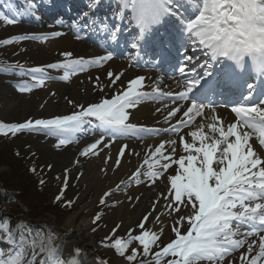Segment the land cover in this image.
Wrapping results in <instances>:
<instances>
[{
	"label": "snow or ice",
	"instance_id": "1",
	"mask_svg": "<svg viewBox=\"0 0 264 264\" xmlns=\"http://www.w3.org/2000/svg\"><path fill=\"white\" fill-rule=\"evenodd\" d=\"M101 2L91 0L90 12H94ZM120 5L121 9H131L135 27L139 30L137 40L131 44L137 54L145 34L154 26L162 24L166 18H172L176 20L178 31L191 45L192 51L202 52L211 63L202 65L205 71L200 74L193 72L189 75L184 66L179 67V73L188 78L183 81V90L175 94L164 91L159 84L153 85L151 92L144 91L145 77L140 76L130 80L126 90L113 98L103 99L87 107L80 105L78 107L81 110L72 115L28 120L21 124L0 123V135H15L25 130L44 131L58 138L56 147L59 148L77 142V134L85 129V125L91 126L95 120L98 123L94 131L99 130L100 136L80 153L82 156H94L99 154L100 145L111 147V143H105L106 138L114 142L117 138L131 136L143 138L142 133L159 134L161 130L129 122V109L145 100L170 98L173 102L184 103L183 110L177 106L165 115V123H168L179 114L177 122L163 130L172 133H179L183 127L193 124L197 117H203L206 109H211L212 122L207 124V128L212 135L204 131L205 125L202 123L189 133L191 142L181 136L185 155L179 158H176V140L160 143L154 151L150 150L151 159L148 156L144 159L147 171L142 173L138 168L131 178L133 182H139L144 175L155 183L173 164L178 166L179 171L168 177L169 192L162 196L167 201L165 207L169 212H180L183 205L190 209L191 214L177 218L172 226L175 239L160 246L161 233L145 228L148 222L146 215L144 222L138 225L141 229L139 234L129 233L127 240L115 239L110 246L121 257L126 256L131 264H135L141 255L144 259L140 264H224L226 259L228 264H235V261L228 258L242 248H246V251L240 253L239 264H264V156L258 154L251 143L255 137L259 145L264 147V99L258 103H249L253 96V85L249 83L248 94L231 107L236 121L227 126L215 114L212 105L199 100V94L212 91L218 86L211 71L216 63L227 61L234 70L264 77V0H183V3L181 0H120ZM35 8V3L27 4V10L33 15ZM90 12L83 13L85 23ZM0 20L8 25L18 22L15 17L9 18L2 13ZM108 34L113 42H118L119 29L115 24L111 25ZM27 39L45 40L46 37L20 35L0 41V44L10 45ZM62 55L66 59L61 63L27 70L19 65H9L0 71L8 73L19 68L20 75H30L35 83L24 84L19 88L21 92H30L35 86H43L49 78L46 69H63L62 78L68 80L70 75L92 66H101L113 59L111 52L89 60L72 59L70 52ZM198 58L184 56L185 61ZM107 75L110 81L115 82L120 80L123 73L109 71ZM166 145L171 147L168 154ZM127 150L128 145H122L115 167H119ZM108 159H111L110 155ZM116 190H120L119 186ZM111 194L107 192L105 196ZM62 196L63 193L57 196V201ZM101 203H104L103 199ZM100 219L101 216L97 214L95 221ZM155 220L159 221V217H155ZM185 222L188 227L182 233L181 228ZM33 231L22 221L17 222L13 228L10 218L0 219V232L9 245L7 249L0 248V264H67L58 255L51 238L41 240L38 244ZM133 243L139 244L142 253L137 248H131ZM154 248L159 250L153 251ZM41 255L44 258L38 259Z\"/></svg>",
	"mask_w": 264,
	"mask_h": 264
},
{
	"label": "bare ground",
	"instance_id": "2",
	"mask_svg": "<svg viewBox=\"0 0 264 264\" xmlns=\"http://www.w3.org/2000/svg\"><path fill=\"white\" fill-rule=\"evenodd\" d=\"M183 3V0H181ZM56 10L60 12V8L56 5ZM46 8V7H45ZM99 9L96 12L91 13L87 17V23H85V17L82 21L73 19H63L62 17L56 18L55 10L49 11V14L44 13V20L40 22L35 21V25L38 29H16L17 35H28V36H50L58 40V47L52 51L44 52L37 50L35 46L26 45V51L23 56L28 58L30 64L38 65L42 63H61L65 61V57L62 55L65 52L72 53V59L84 58L86 60L93 59L98 56L107 55L109 52L112 53L113 59L103 63L101 66H92L87 70L73 74V82L70 85H57L56 88L49 92H41L36 94L34 97L26 99L25 96L19 95L14 89L15 81L11 78H1L0 79V116H8L11 114H18L24 116L32 109H40L44 118L42 119H53L59 116L72 115L79 112L81 109L80 105L87 107L90 104L99 103L103 99L113 98L117 93L126 90L127 84L130 80L136 77H145V87L144 91L151 92L152 86L159 84L164 91H171L174 94L183 90V81L188 77L185 75L176 76L169 71L165 70V60L172 57L173 61L180 63V58H175V53L171 51L172 47L182 46L188 48V53H194L191 55H196L198 59H193L192 61H187L185 66V72L191 75L193 72L196 74L203 73L205 68L196 69L197 66L202 64L211 63V61L200 51H192L191 45L186 41V38L176 29V38H173V46L169 45V37L164 35V39L157 41L155 34L151 37H146L143 41V50L141 55L136 62L133 61L135 56V50L131 48L132 36L139 31L135 27V21L133 19L132 11L123 9V14L125 17L130 16L132 19L118 18L111 19V15L117 13L113 6H106L104 3H100ZM107 9V11H106ZM44 8L41 9L43 14ZM183 11V9H181ZM109 12V13H108ZM113 12V14H112ZM97 13L98 16H95ZM105 16V17H104ZM51 17V18H50ZM46 19V20H45ZM93 20L95 23H93ZM169 18H166L163 23H167ZM177 24L175 19H170ZM101 21L104 23L101 24ZM162 23V24H163ZM47 24V25H45ZM115 24L116 28L119 29L118 42H113L108 34L111 25ZM161 25V24H160ZM107 26V27H105ZM95 28L97 30H95ZM121 28L125 31L131 32L123 37L121 33ZM95 30L96 35L93 34ZM155 30H153L154 32ZM59 33L60 35H54ZM98 33V34H97ZM165 45L162 47V43ZM162 47V48H161ZM160 51L161 63L152 62L151 56L154 53ZM132 54L131 59H125V53ZM143 60V61H142ZM150 60V61H147ZM198 61V62H197ZM183 64V63H182ZM214 76L215 81L219 82L220 86H229V90L221 87L219 88L222 94L214 93L211 101L214 100L216 96L215 105H212L215 109V114L218 115L224 122L225 126L234 123L236 121L235 114L231 112V107L241 101L244 94L241 91L242 82L244 83L248 79L253 82V96L258 92L262 93L264 91V84H262L261 79L263 77H255V73H250L248 71L240 72L234 70L230 65V62L225 61L224 63H216ZM196 66V67H197ZM225 68V70H221ZM111 71L115 74L123 73L120 80L112 82L108 78V72ZM223 72L220 76L217 75L219 72ZM228 72V74H225ZM223 76V77H222ZM98 78V79H97ZM208 79H212L209 77ZM233 80H235L237 85H233ZM179 82V83H178ZM239 89V92H233L232 90ZM204 93L199 94L200 102L205 100V104H209V98L203 96ZM238 94V95H237ZM170 98H161L159 100H145L141 102L136 107L129 109L130 123H134L138 126L161 130L158 135L142 133L140 136H131L126 138H117L115 141H111L110 138L105 139V143H111L110 148H105L100 145L98 155H89L86 160V174L83 178V182L88 186L95 185L98 190V195L100 198L106 197L105 193H114L119 189L123 188L120 195L121 205L116 208L113 212V230L120 229H133L140 230L138 225L143 221V218L147 215L148 222L145 223V228L150 229L154 232H164L168 227L166 224L168 219L172 218L173 215L182 216L190 213V209L184 207L180 208V212H169L165 207L167 201L163 198L162 194L167 195L170 190V184L168 177L176 174L179 171L178 166L173 164L167 171L163 172V175L156 179L155 183H152L147 176L142 175L139 182H133L131 180L135 171L139 168L141 172L147 171V165L144 164V159L149 156L150 150L155 149L160 143L164 141L176 140V158L181 155H185L183 152L182 144L180 142V137L183 136L186 140L191 142V136L189 133L197 129L200 124H204V131L212 135L210 130L207 128V124L211 123V117L213 112L211 109H206L203 117H197L195 122L188 127H183L179 133H172L168 131H163L164 129H169L173 124L177 122L179 114L177 117L171 118L170 122L165 123V115L167 111L171 108L180 106L183 110L185 105L182 101L173 102ZM221 99V104L218 102ZM253 99V98H252ZM169 100V101H168ZM71 101V103H70ZM250 103V101H249ZM211 105V104H209ZM167 106V107H166ZM159 110V111H158ZM94 130V126H91ZM94 127V128H93ZM100 136L99 130H95L94 134L90 137H81V140H77L75 144L69 147L68 152H65L54 157L55 162L58 164L70 163L71 165L78 164L80 153L89 144L95 142ZM38 140L44 145H48L50 142L44 137H38ZM253 147L257 150L258 154L264 156V147H261L253 137L251 141ZM127 144L128 150L125 152L124 157L121 158L119 167H115V161L118 157V152L122 145ZM171 152V147L166 145V154ZM138 153L139 155H135ZM111 159H108V156ZM134 185V186H133ZM120 192V191H119ZM138 198V199H137ZM159 201V203H157ZM163 213V214H162ZM150 214V215H149ZM155 217H159V221L155 220ZM77 215L70 217L65 225V229L61 230V233L68 237V249L71 250L75 244L74 237L72 234H77L81 229H86L89 227V221L83 220L80 225L76 226ZM119 229L118 232H121ZM162 230V232H161ZM140 232V231H139ZM252 239H255L254 237ZM92 245V244H91ZM91 250H94L93 248ZM109 257L108 264H125L123 259L117 258L112 251L104 249ZM246 251V248H242L235 252L231 259L235 261V264H239L240 253ZM97 253V250H96ZM93 254V253H92ZM95 254V253H94ZM89 259H84L80 257L84 264H102L98 261L96 255ZM224 264H228V260L224 261Z\"/></svg>",
	"mask_w": 264,
	"mask_h": 264
},
{
	"label": "rangeland",
	"instance_id": "3",
	"mask_svg": "<svg viewBox=\"0 0 264 264\" xmlns=\"http://www.w3.org/2000/svg\"><path fill=\"white\" fill-rule=\"evenodd\" d=\"M102 1L103 3H105V5H107V7L111 5H113L114 8L116 7L117 13H114V15L111 16L114 19L115 16H118V18L123 17L127 20L132 19L130 16L125 17L123 15L125 13H123V9H121L120 0ZM58 2L62 3V8L66 10L73 6L71 0H0V13L8 16L9 18L15 17L18 21L13 25H8L3 20H0V41L18 36L16 32V29L18 28L27 30L33 28L38 29V26L35 25V21L40 22L41 20H44V15L41 14V9L44 8L43 12L48 11V9L55 10L53 4H57ZM81 2L87 6V9H81L82 14H79V17H84L83 12L85 13L86 10V12L90 11L89 4L91 0H81ZM28 3H35L36 8L34 9V15L32 14V12L27 10ZM118 9H120V11H118ZM125 10L131 11V9ZM59 17L61 16L59 15ZM79 17L77 19H79ZM126 34L127 33H125V35ZM44 37H46L45 40L27 39L20 42H14L10 45L0 44V69L9 65H19L22 66L25 70L33 67H44L46 65H49L50 63L47 62L38 65H32L30 64L28 58L23 56L24 52L26 51V45L35 46L37 50L48 53L58 47L59 43L57 39L50 36ZM185 55L183 54L182 56L183 60ZM46 70L49 78L46 79L44 85L35 86L30 92H21L19 90L21 85H32L35 83L30 75H20L19 68H16L14 71L8 73L0 71V79L11 78L12 80H14L15 83L13 87L16 93L25 96L26 99L34 97L36 94H39L41 92H49L56 88L57 85H70L73 82V75H70L68 80H64L62 78L64 76L63 69ZM42 118H44V114L40 109H32L28 112V114L24 116L18 115L16 113L8 115L7 117L0 116V123L21 124L28 120L35 121ZM92 125L95 127L94 122L92 123ZM91 126L85 125V129L77 134V140H81V137L92 136L94 134V130ZM22 132L23 136L21 137V140H24V146H22L20 149L22 156L25 159L34 158L33 161L39 163H37V172L35 175L40 172L39 170L45 172L44 176L48 179V181H51L52 184L56 186V189H58V196H60L61 193H63V196L59 201L56 200L58 204L56 203L57 210L54 214L51 215V213L47 212L44 216L36 219L24 216L20 221L30 226H44V234L47 235V238H51L49 236V232L52 231V233L56 235L55 237L60 241L54 247L56 248L58 255L62 257L63 260L67 262V264H83V262L79 258L83 257L84 259H89L93 256L94 253L100 263L108 264L110 259L104 249L112 251L117 258L123 259L125 264H131V262L127 260L126 256L121 257L116 253L115 249L110 246L115 239L122 238L127 240L129 233H131L132 235H137L141 232V229L137 231L130 228L127 230H124V228L120 229L122 225L119 226L118 229L113 230V212L118 206L121 205V200L119 197L123 191V188L112 193L110 196L100 198L98 195L97 187L95 185L88 186L83 182V178L86 174L87 169V156L80 155L79 162H77L78 164L74 165H71L70 163L57 164L54 160V157H56V155L68 152L69 147L75 143H71L58 148L56 147V145L59 143L58 138L52 135H47L44 131L34 132L25 130ZM19 133H16L15 135L17 136ZM41 136L48 139L50 143L48 145H44L43 143H41L38 140V137ZM6 170L7 168L1 167L0 165V174L2 173V171ZM41 179L44 178L41 177ZM102 199L104 200V203H101ZM69 202H71L70 205ZM2 206L6 213L5 205ZM97 214L101 216V219L99 221H95V217ZM190 214L191 213H187L183 216H187ZM74 215H77L76 226L80 225L83 220H88L90 225L88 228L78 231L77 234H72V238L74 237L77 240H75L76 242L72 249L69 250L68 237L65 234L61 233V230L65 229L67 220ZM56 216H59L62 219V223L60 224L58 230H55L56 226L54 227V225L56 224ZM178 217L180 216L173 215L172 218L168 219V222L166 224V227H168V229L166 230L165 228L164 232L161 233L159 241L160 246L166 245L167 243L171 242V240L175 239V234L172 231V226L174 225ZM187 227L188 225L185 222L183 228H181V232H185L187 230ZM119 229L121 232H118ZM56 238L53 239V243L57 242ZM41 240L42 236L38 237V244ZM8 247L9 245L6 242L2 241V238H0V248L7 249ZM92 248L94 250H91ZM131 248H137L142 253V248L138 243H133L131 245ZM131 248L128 254H130ZM156 250L159 249H153V251ZM37 251H39V249H37ZM42 258H44L43 255L38 257V259ZM142 259H144L142 255L138 256L135 264H140V261Z\"/></svg>",
	"mask_w": 264,
	"mask_h": 264
},
{
	"label": "trees",
	"instance_id": "4",
	"mask_svg": "<svg viewBox=\"0 0 264 264\" xmlns=\"http://www.w3.org/2000/svg\"><path fill=\"white\" fill-rule=\"evenodd\" d=\"M22 136L23 132L17 136L11 133L7 136L0 135V165L7 168L0 174V219L10 218L13 228L16 227L17 222H21L24 216L36 219L47 212L54 214L58 204L56 197L59 195L56 186L44 176L45 172L39 170L40 172L35 175L38 162H34V158L25 159L22 156L20 152L21 147L24 146ZM2 205H5L6 213ZM61 223V217L56 216L55 230H58ZM30 227L34 230L33 236L36 240L40 236L42 240L48 239L44 234V226L31 225ZM0 236H3L0 238L7 243L2 232ZM49 236L52 241L56 238L52 231L49 232ZM56 240L57 242L53 243L54 246L60 242L57 238Z\"/></svg>",
	"mask_w": 264,
	"mask_h": 264
}]
</instances>
